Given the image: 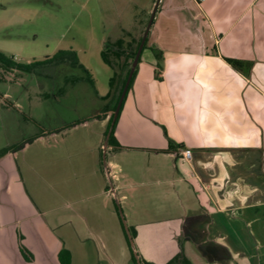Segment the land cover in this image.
<instances>
[{
	"label": "crops",
	"instance_id": "1",
	"mask_svg": "<svg viewBox=\"0 0 264 264\" xmlns=\"http://www.w3.org/2000/svg\"><path fill=\"white\" fill-rule=\"evenodd\" d=\"M94 4L101 47L120 38L133 45L153 17L113 119L118 146L107 140L103 151L112 110L100 96L108 90L96 92L101 107L78 124L27 137L31 144L49 131L73 134L69 171L83 181L64 203L56 258L66 248L71 264L89 251L97 264H133L121 212L148 263L180 254L176 264H264V0ZM150 48L162 56L159 77ZM225 59L250 62L249 72ZM183 148L192 152L188 161ZM18 234L22 243L26 236L15 233L19 252ZM24 246L33 259L21 258L34 262L33 248Z\"/></svg>",
	"mask_w": 264,
	"mask_h": 264
},
{
	"label": "rangeland",
	"instance_id": "2",
	"mask_svg": "<svg viewBox=\"0 0 264 264\" xmlns=\"http://www.w3.org/2000/svg\"><path fill=\"white\" fill-rule=\"evenodd\" d=\"M95 10L94 0H0V50L28 63L73 49L94 83L67 64L42 66L34 73L0 72V148L16 149L0 160V264H59L54 246L61 245L64 203L79 195L75 190L83 181L69 171L73 134L49 131L31 144L27 137L79 121L101 107L97 93L111 90L114 70L100 56L104 33L96 27ZM78 150L75 145L73 153ZM16 231L33 248L34 262L21 258ZM96 256L89 251L79 260L75 255L74 264H97Z\"/></svg>",
	"mask_w": 264,
	"mask_h": 264
},
{
	"label": "trees",
	"instance_id": "3",
	"mask_svg": "<svg viewBox=\"0 0 264 264\" xmlns=\"http://www.w3.org/2000/svg\"><path fill=\"white\" fill-rule=\"evenodd\" d=\"M141 37H142V33L139 36V38L137 40L134 41L133 45H124V41L120 38V39H116L114 41H106L104 42L101 51H100V56L102 61L107 64L108 66L112 67L114 72L112 74V76L109 79V86L111 88V90L104 96H100V98L102 100H106L108 102H110L109 107H105L106 110H114L117 102L119 100L120 94L123 90L125 81L127 79L130 67H131V63L134 59V56L136 54V51L138 49V46L140 44L141 41ZM146 41L147 38L143 44L142 51L146 48ZM150 50H152L155 59H156V64H155V69H156V77H159V70H161L162 65H161V53L160 51H158L155 48H150ZM141 56V54H140ZM233 68L240 70V71H246L249 72L250 69V62L248 61H243V60H235V59H225ZM140 61V57L138 59V62ZM59 64H67L70 67H75L80 69L83 74H84V79L93 87L94 83L91 77V73L89 72L88 69H86L79 61L77 52L73 49H59L57 50L52 56L49 57H45L42 60H35V61H31L28 63H24V62H19L17 61L14 56L11 55H7L6 53H4L2 50H0V72H8L11 70H17L20 72H26V73H34L38 68L42 67V66H46V65H59ZM245 69V70H244ZM136 70H137V65L135 67V70L131 76L130 82L128 84L127 90L125 95L127 94V92L129 91L134 76L136 74ZM4 80L3 75L0 74V82ZM123 101L121 102V106H122ZM120 106V108H121ZM104 109V110H105ZM105 110V111H106ZM95 117V116H94ZM96 117H99L98 115H96ZM31 121H34V119H30ZM81 121H76L73 122L71 124H66L64 125L65 128L72 126L74 124H78ZM116 119L113 120V114L110 115L109 119H108V124H107V129H106V133L107 130L109 129L110 125L111 126V131L108 137V145L112 144V145H116L115 142V137H114V125H115ZM33 138H36V136H33L30 140H32ZM12 151H16L15 148H12V146H3L0 148V158H2L4 155H6L9 152ZM130 234L131 236H133V231L132 229H130ZM22 237L21 235H17V243H18V249L20 254L22 255V257L26 260V261H31L33 259L32 254L30 253V251H28V249L24 246V244L21 242ZM126 243L128 245V249L130 252V258L131 261L133 262V264H137L136 263V259L133 255V252L129 246V242L128 239L126 237ZM57 259L59 264H71V253L68 249L66 248H61L57 254ZM180 259V254L175 255L174 257H172L166 264H176L178 262V260ZM139 261L140 264H152V263H148L146 261H144L141 257H139Z\"/></svg>",
	"mask_w": 264,
	"mask_h": 264
},
{
	"label": "water",
	"instance_id": "4",
	"mask_svg": "<svg viewBox=\"0 0 264 264\" xmlns=\"http://www.w3.org/2000/svg\"><path fill=\"white\" fill-rule=\"evenodd\" d=\"M152 17H153V13H152L151 18H150V21H149V23H148V25H147V27H146L144 33H143L142 39H141V41H140V44H139V46H138V49H137L136 54H135V56H134V59H133V61H132V63H131V67H130L129 73H128L127 79H126V81H125V84H124L123 90H122V92H121V94H120V97H119V100H118V102H117V105H116L115 109H114L113 111H111L112 114H113V119L116 117L117 112H118L119 107H120V104H121V101H122V99L124 98L125 92H126V90H127L128 84H129L130 79H131V76H132V73H133L134 68H135V66H136V64H137L138 57H139V55H140V52H141V49H142V46H143V43H144V40H145V37H146L147 31H148V28H149V26H150V23L152 22ZM110 131H111V126H110V128H109V130H108V132H107V134H106L105 140H104L103 151L106 149V146H107V140H108V137H109ZM104 162H105V159H104V154H103V163H104ZM120 216H121V219H122V222H123V225H124V229H125V232H126V235H127V238H128L129 246H130V248H131V250H132V252H133V255H134L135 259H136V263H137V264H140L138 254L136 253V251H135V249H134V242H133L132 238L130 237V234H129L128 228H127L126 223H125V221H124V219H123V217H122L121 212H120Z\"/></svg>",
	"mask_w": 264,
	"mask_h": 264
},
{
	"label": "built area",
	"instance_id": "5",
	"mask_svg": "<svg viewBox=\"0 0 264 264\" xmlns=\"http://www.w3.org/2000/svg\"><path fill=\"white\" fill-rule=\"evenodd\" d=\"M196 1L198 3H202L205 0H196ZM179 153L181 154L182 159L187 161L190 160L192 152L189 148H183L179 151Z\"/></svg>",
	"mask_w": 264,
	"mask_h": 264
}]
</instances>
